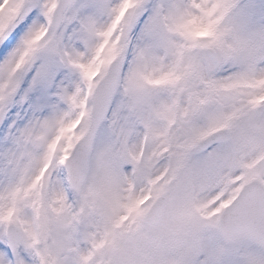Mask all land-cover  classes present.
Returning a JSON list of instances; mask_svg holds the SVG:
<instances>
[{"label":"snow or ice","instance_id":"snow-or-ice-1","mask_svg":"<svg viewBox=\"0 0 264 264\" xmlns=\"http://www.w3.org/2000/svg\"><path fill=\"white\" fill-rule=\"evenodd\" d=\"M0 264H264V0H0Z\"/></svg>","mask_w":264,"mask_h":264}]
</instances>
